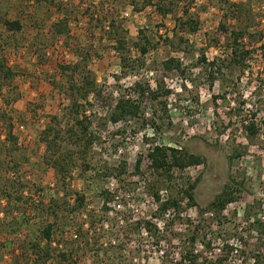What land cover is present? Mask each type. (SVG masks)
<instances>
[{"label": "rangeland", "instance_id": "1", "mask_svg": "<svg viewBox=\"0 0 264 264\" xmlns=\"http://www.w3.org/2000/svg\"><path fill=\"white\" fill-rule=\"evenodd\" d=\"M189 19L196 31L180 24ZM247 27L264 34V0H0V61L14 73L0 67V264H35L38 252L41 264H173L194 233L200 248L214 239L213 254L233 246L225 264L264 255V39L245 71L230 61L231 32ZM169 58L179 67L165 69ZM121 98L140 111L113 122ZM85 116L90 146L78 137ZM252 119L263 128L254 139ZM49 126L61 131L55 156ZM155 144L205 162L161 178L148 156ZM62 157L65 173L52 163ZM228 182L236 200L219 212L212 204ZM154 190L181 207L156 217ZM49 223L53 241L41 232Z\"/></svg>", "mask_w": 264, "mask_h": 264}, {"label": "trees", "instance_id": "2", "mask_svg": "<svg viewBox=\"0 0 264 264\" xmlns=\"http://www.w3.org/2000/svg\"><path fill=\"white\" fill-rule=\"evenodd\" d=\"M149 2H152V0H149ZM170 4V3H169ZM159 9L164 13L167 14L171 11L172 7L169 5L162 4ZM5 24L11 29V30H21L23 28L22 23L19 20H5ZM180 24L183 25L184 28L188 27L190 30L196 31L198 28V23L189 19L187 21H180ZM56 29L60 34L67 35L69 34V23L67 19H62L58 23H56ZM115 26V24H114ZM225 28V26H224ZM228 28L226 27V31ZM232 37V43H231V65H234L238 68H240L242 71H245V69L248 67V61L250 60V56L253 53L255 49H251L253 47V44H257V42H260L264 39V34H260L259 37H257V34H252L249 32L248 27L247 28H240L238 30L234 29L231 32ZM249 39V41H247ZM150 40H147L146 44L141 45V53L142 55H146L149 52L150 49ZM122 44V43H121ZM205 58V57H203ZM212 66L217 65L215 61L211 63ZM0 67L5 69L4 75L7 77H13L14 73L9 68L6 69V65L4 63H1L0 61ZM74 67L73 65H68L65 68H71ZM164 67L165 69L172 70L173 68H178L179 63L174 58H169L166 61H164ZM86 83L91 86L90 90L94 89V82H91L89 79V76L85 77ZM142 90H145L142 87ZM89 90H86V93L84 94V97H88ZM91 91V92H92ZM167 93L170 92V90L166 91ZM155 96L156 92H155ZM215 98H218L215 96ZM74 105L77 107V109L80 108L79 103L75 102ZM140 111V106L135 103V101H132L130 98L125 99L121 98L118 100L116 106L114 107L110 118L113 122H119L121 120H124V118L128 116H136ZM79 112V111H77ZM264 123V122H263ZM77 124L81 128V133L78 135L80 140L86 141V145L90 146L91 143L94 140V136L92 133L89 132L90 124L89 117H83L82 119L77 120ZM245 130L247 131L248 137L250 139L257 138L261 135L263 128L261 125L254 119L249 120V123L244 125ZM72 134L74 131L71 132ZM75 134V133H74ZM61 138V131L57 129L55 126H49L46 131L44 132L43 139L48 141L49 144V151L52 153V156H55L58 154L60 150L59 142ZM16 140V138H14ZM148 156L151 160V167L155 169L158 176L161 178L165 177L168 179H173V170L174 169H184L190 166L194 165H200L205 162V159L199 155L190 154L187 151L180 150L174 147H169L165 145H159L155 144L153 147L150 148V151L148 153ZM52 163L55 165L56 169H58L61 172H68L70 169V165L67 163V158H61V159H54ZM142 160L139 159L137 162V169L139 170L141 168ZM151 188H154L155 185H150ZM193 189V187H191ZM264 192V191H263ZM104 203L108 204L110 201H112V195L108 191H104ZM155 200L159 203L158 213H156V217H164L165 214L172 210H178L177 208L181 207V203L179 199L171 197L166 200H163L159 191L154 190L153 193ZM190 195V199L194 200L193 195ZM236 200V197L234 195L233 190V184L231 182L226 183L224 186L223 191L217 196L216 200L213 202L212 206L215 207L219 212H222L230 203L234 202ZM194 202V201H193ZM147 224H150L149 221H147ZM149 225H147L148 229ZM53 229L54 224L49 223L46 227H44L41 232L44 235V237L47 240L52 239L53 235ZM197 232L201 230V228H195ZM199 235L200 233H194L193 236L190 239V244L188 243L185 245L182 250L178 253L179 257L173 261V264H225L228 260V256L234 252V247L227 245L228 252L224 251L223 253L213 254V248H214V239H209L208 241H201L202 248L198 247L197 244L199 242ZM163 236L161 235V230L158 228L156 222H155V240L157 241V244L160 246L162 244ZM35 245V250L38 251V245ZM222 252V251H221ZM262 252V251H261ZM259 252L256 254V257H254V264H264V255ZM37 263L35 264H41V260L43 257H41V253L38 252L36 254ZM47 258L50 257V254L46 255ZM63 259L67 258L66 253L61 254ZM46 262V259H44L43 264Z\"/></svg>", "mask_w": 264, "mask_h": 264}, {"label": "built area", "instance_id": "3", "mask_svg": "<svg viewBox=\"0 0 264 264\" xmlns=\"http://www.w3.org/2000/svg\"><path fill=\"white\" fill-rule=\"evenodd\" d=\"M74 236H75V237H77V234H76V233H74Z\"/></svg>", "mask_w": 264, "mask_h": 264}]
</instances>
